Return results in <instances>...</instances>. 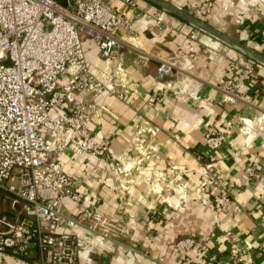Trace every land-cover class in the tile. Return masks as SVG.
Here are the masks:
<instances>
[{
  "label": "crops",
  "instance_id": "0c3cea01",
  "mask_svg": "<svg viewBox=\"0 0 264 264\" xmlns=\"http://www.w3.org/2000/svg\"><path fill=\"white\" fill-rule=\"evenodd\" d=\"M135 1L133 10L112 0L131 19L130 28L117 33L124 85L116 89L123 97L79 91L91 110V134L107 140L105 155L66 150L60 157L122 240L73 226L76 264H236L233 253L264 264V0H212L202 25L203 0ZM83 49L108 83L100 48L84 37ZM234 59L253 65L255 73L225 89ZM161 60L171 67L160 77ZM242 117L252 123L249 134L240 130ZM211 123L226 133L213 158L229 184L231 204L224 212L213 208L216 189H205L203 135ZM247 165L260 176H248ZM41 193L54 198L49 189ZM62 204L78 212L68 198ZM184 237L195 240L188 250L175 245ZM0 264L23 263L8 252Z\"/></svg>",
  "mask_w": 264,
  "mask_h": 264
},
{
  "label": "built area",
  "instance_id": "2783aa9c",
  "mask_svg": "<svg viewBox=\"0 0 264 264\" xmlns=\"http://www.w3.org/2000/svg\"><path fill=\"white\" fill-rule=\"evenodd\" d=\"M121 1L136 9L135 0ZM210 4V0L200 2L201 14L208 12ZM157 22L163 23L162 18ZM130 23L112 0H0V190L13 196L14 206L20 201L25 215L21 221L0 220L5 228L0 231V261L10 252L23 264H76L73 226L117 239L108 219L78 190L74 175L64 171L60 157L66 150L105 155L107 140L91 134V110L79 91L88 89L92 97L104 91L123 97L124 92L116 89L124 85L118 77L122 60L117 33L120 27L130 28ZM260 34L264 39V27ZM84 37L100 48L110 70L108 83L87 61ZM170 67V61L161 60L157 75L163 76ZM229 69L233 76L223 81L225 89L255 73L253 65L235 59ZM164 96L156 95L155 100ZM240 120V130L249 134L252 123L248 118ZM225 135L215 123L207 125L203 135L208 158L203 164L208 178L205 189H216L212 196L216 212L226 211L231 204L229 184L213 161ZM245 173L260 176L252 165L245 167ZM42 189L51 190L54 198H44ZM65 198L78 212L65 209ZM194 243L192 237H184L175 245L188 250ZM32 248L34 258L25 259ZM232 259L249 264L235 253Z\"/></svg>",
  "mask_w": 264,
  "mask_h": 264
},
{
  "label": "rangeland",
  "instance_id": "374dc122",
  "mask_svg": "<svg viewBox=\"0 0 264 264\" xmlns=\"http://www.w3.org/2000/svg\"><path fill=\"white\" fill-rule=\"evenodd\" d=\"M210 1H211L210 8L206 14H204V15L201 14V12L199 10V12H200L199 22L203 23V21H205L203 17H206L210 13V11L212 9V4H213V1L212 0H210ZM17 202H18L17 207H16V209H14L13 196H11L10 194H7V193L0 190V220L3 217H5L6 220H9L10 222H16V221H21V220L25 219V215L20 209L21 202L20 201H17ZM110 225H111V222H110ZM0 231H5V228L3 226H0ZM120 232H122V230ZM116 237L121 239L117 233H116ZM146 253L148 255V252H146ZM34 256H35V249L32 248L30 251V255L24 256V258L27 260H32L34 258ZM3 261H4V259L1 260V262H3Z\"/></svg>",
  "mask_w": 264,
  "mask_h": 264
},
{
  "label": "water",
  "instance_id": "95a60500",
  "mask_svg": "<svg viewBox=\"0 0 264 264\" xmlns=\"http://www.w3.org/2000/svg\"><path fill=\"white\" fill-rule=\"evenodd\" d=\"M199 25H202L201 23H198Z\"/></svg>",
  "mask_w": 264,
  "mask_h": 264
}]
</instances>
